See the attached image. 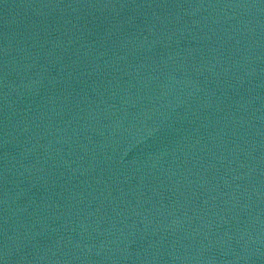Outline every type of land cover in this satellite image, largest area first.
<instances>
[{
    "label": "water",
    "instance_id": "1",
    "mask_svg": "<svg viewBox=\"0 0 264 264\" xmlns=\"http://www.w3.org/2000/svg\"><path fill=\"white\" fill-rule=\"evenodd\" d=\"M0 264H264V0H0Z\"/></svg>",
    "mask_w": 264,
    "mask_h": 264
}]
</instances>
